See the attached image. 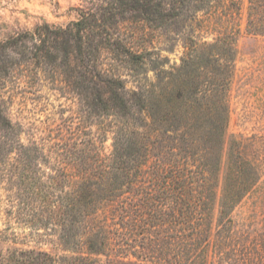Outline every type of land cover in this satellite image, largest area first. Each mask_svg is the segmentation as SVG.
Segmentation results:
<instances>
[{
  "label": "rangeland",
  "instance_id": "374dc122",
  "mask_svg": "<svg viewBox=\"0 0 264 264\" xmlns=\"http://www.w3.org/2000/svg\"><path fill=\"white\" fill-rule=\"evenodd\" d=\"M44 24L53 31L39 36ZM113 80L133 102L144 94L148 121L138 106L128 117L112 109ZM224 98L223 130L215 110ZM182 125L198 171L189 196L205 209L216 197L206 263L264 264V0H0V264L31 249L62 264H206L197 255L206 232L175 237L169 223L174 203L161 181L170 169L149 186L150 178L142 184L134 168L125 169L128 158L119 199L95 202L108 221L105 251L78 259L83 224L77 240L62 239L59 209L87 181L66 168L71 152L86 146V160L92 146L111 161L115 141L138 148L146 128L166 144L168 129ZM242 160L249 165L241 170ZM244 179L252 187L223 225L222 189ZM110 181L86 189L102 194Z\"/></svg>",
  "mask_w": 264,
  "mask_h": 264
},
{
  "label": "trees",
  "instance_id": "16d2710c",
  "mask_svg": "<svg viewBox=\"0 0 264 264\" xmlns=\"http://www.w3.org/2000/svg\"><path fill=\"white\" fill-rule=\"evenodd\" d=\"M82 24V20L78 23V25ZM50 30L49 24H44L39 27V31L37 32L39 36H41L44 32L40 30ZM60 31H58L59 33ZM82 38V37H81ZM229 78L225 77L220 80V83L227 82ZM117 83V89L113 90L111 88V95L108 98L112 101V109L115 110L118 114L122 117L131 116L133 114V107L138 106L139 117L145 122L148 121L150 114L146 109V97L143 93H141L137 98L138 102H133L130 97L127 95V91L125 90V86L121 84V82ZM110 82V81H109ZM112 82V81H111ZM102 95H99V101L102 99ZM227 98H224L222 101L216 103V116L221 119L218 120L222 129L226 127L227 118H228V109L226 105ZM95 103V102H94ZM107 111H110V104L109 108L105 105ZM111 114L110 112H108ZM216 120V119H215ZM219 124H216L217 127ZM186 127L182 125V127L173 126L171 129H168L170 133V138L166 140V144L162 142L158 138L159 134L150 133L148 129L144 128L143 131L140 133L142 139L136 141L134 144L139 145L138 148H133L134 146L132 142H125L119 140L118 142L115 141L113 155L111 161H106V159L101 158L100 152L95 149H90L92 151V155H87V147L86 146H78V149L71 152L69 162H67L68 166L66 168L71 169L73 175H83L86 176L87 181L78 182L77 188L75 189L74 195L70 198L72 201L71 205H64L60 207L59 214L62 218L63 228L65 229V233L67 236H63L62 239L67 243L73 242L78 235V232L81 230L80 225L83 224L84 229L79 232L80 238L79 241L82 240V246H80V250L78 252L80 257L78 258L81 262L85 261L91 255H99L100 253L105 251L107 244L109 243L108 237L106 236V229H107V219H102L101 215H99V207L96 206L97 197L100 198L104 197V199H100V201L104 202L108 198L113 199L112 201H116L119 199L118 197L121 195L123 191L124 183L123 180L120 178V174L129 175V172H125V169H133L136 172L133 176H139L143 180V183H146L145 178H150L149 186H156L161 181V175L165 174L170 169V174L165 176L162 179V184L164 183L165 192L168 193L169 196L172 197V201L174 205L169 213L171 217V222H169L173 228V232L175 233V237H179V235H183L184 231H188V236H207V242L203 245V248L200 249L199 254L204 257L205 255L204 247H207V250L210 246L209 236L212 233L211 225L213 220V212L215 210V203L216 197H213L210 202L206 201L207 208H201L198 203L194 200L192 196H189V193L193 192V187L196 186L197 182V173L198 171L189 161L188 159V151H192V143L194 141L188 139V135L186 133ZM218 128V127H217ZM219 129V128H218ZM223 129V130H224ZM222 130V132H223ZM157 137V138H156ZM189 140V141H187ZM183 143V145H182ZM91 143L89 145H93ZM95 145V144H94ZM94 147V146H93ZM132 147V151L129 149ZM165 149V150H164ZM168 152V153H167ZM169 154L170 160L168 162H162L161 160L164 159V155ZM130 157V158H129ZM156 157V158H155ZM128 159H131V163L129 168H125L124 163H126ZM159 160L155 165L150 164V160ZM155 158V159H154ZM142 159V162L139 160ZM223 159V148L220 149L218 154V164L221 167ZM135 162H138L135 164ZM240 162V161H239ZM152 163V162H151ZM238 166L239 169L245 168V165H249L248 161H241ZM125 168V169H124ZM238 169H236L237 171ZM84 171V172H83ZM124 172V173H123ZM65 174H63L64 177ZM242 174L238 171V178H241ZM236 177V173H235ZM236 177V178H237ZM90 179V180H89ZM93 181L95 183H102L104 182L107 185V181L111 180L108 183L106 191L101 193L90 192L86 187L91 185ZM248 179V177H246ZM102 180V181H101ZM106 180V181H104ZM101 181V182H100ZM142 182V181H141ZM88 184V185H87ZM134 184L133 180L132 183ZM161 184V183H160ZM237 184H243L242 186H237ZM227 188L222 189L221 194V201L219 203V213H220V220L224 223L230 219V212L238 202L250 191L252 187V182H247V180H242L241 182H236L234 185L233 183L227 182ZM144 188V187H143ZM152 188V187H151ZM187 192L188 195L183 194ZM216 191L215 189L213 190ZM182 194V195H181ZM208 196V195H207ZM147 197V196H146ZM139 198V199H138ZM132 196L130 198L131 202L137 203L141 199V197ZM135 205V204H133ZM146 207V206H145ZM147 209V207L145 208ZM148 215V214H147ZM67 217H70V225L66 222ZM141 218L149 217L145 216L144 214L140 215ZM225 219V220H224ZM97 222L95 226L91 227L90 222ZM89 227L88 232L86 233L84 230L86 229L85 226ZM204 226V228H203ZM96 229V230H95ZM81 233H84L82 235ZM86 233V234H85ZM95 234V235H94ZM91 235V236H90ZM95 236V237H93ZM205 237L201 239V243L203 244ZM81 242V241H80ZM88 244V245H87ZM79 245V244H78ZM87 248H86V247ZM89 249L87 256H83L82 248ZM85 250V252H86ZM193 252L198 251V245L193 246ZM22 257L17 259V253L9 255L7 260V264H62L56 261L55 257L52 256L49 252L41 251V250H26L22 251ZM91 259V258H90ZM206 259L205 258V263ZM100 259H92L88 263L83 264H100ZM73 264H76V262ZM80 264V263H79ZM207 264V263H206Z\"/></svg>",
  "mask_w": 264,
  "mask_h": 264
}]
</instances>
